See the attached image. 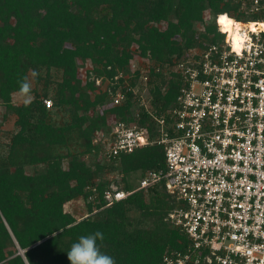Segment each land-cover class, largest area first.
Wrapping results in <instances>:
<instances>
[{"label":"trees","instance_id":"trees-1","mask_svg":"<svg viewBox=\"0 0 264 264\" xmlns=\"http://www.w3.org/2000/svg\"><path fill=\"white\" fill-rule=\"evenodd\" d=\"M246 1L0 0V264H25L24 257L27 264H70L72 244L98 231L115 264H162L165 254L185 250L186 235L168 222L178 203L164 187L112 204L105 198L112 185L130 192L164 168V148L108 158L102 140L120 122L154 133L153 115L174 108L182 85L176 64L223 40L218 15L247 21ZM135 58L154 64L139 95L132 88L141 74L128 78ZM23 76L33 99L17 105ZM120 87L126 100L116 106ZM11 116L15 131H5ZM76 200L86 203L82 220L64 211Z\"/></svg>","mask_w":264,"mask_h":264},{"label":"built area","instance_id":"built-area-1","mask_svg":"<svg viewBox=\"0 0 264 264\" xmlns=\"http://www.w3.org/2000/svg\"><path fill=\"white\" fill-rule=\"evenodd\" d=\"M242 10L257 19L232 18L239 26L231 33L218 15L223 40L188 51L176 64L182 85L174 108L153 115L154 133L120 122L102 140L108 158L164 148V168L148 172L133 191L105 195L112 204L162 186L176 200L168 222L187 244L165 254L162 264H264V0H247ZM153 67L148 59L131 61L128 78L141 74L135 95L147 87ZM113 100L116 106L126 100L122 87ZM44 104L53 107L51 99Z\"/></svg>","mask_w":264,"mask_h":264},{"label":"clouds","instance_id":"clouds-1","mask_svg":"<svg viewBox=\"0 0 264 264\" xmlns=\"http://www.w3.org/2000/svg\"><path fill=\"white\" fill-rule=\"evenodd\" d=\"M30 73L36 75L35 70L30 69ZM19 91L18 95L21 96L25 104L31 102L32 82L28 76H23L18 81ZM104 236L101 232L80 236L78 242L73 243L67 253V258L70 264H115L112 256L102 251L99 241H103ZM25 264H27V257H24Z\"/></svg>","mask_w":264,"mask_h":264},{"label":"rangeland","instance_id":"rangeland-1","mask_svg":"<svg viewBox=\"0 0 264 264\" xmlns=\"http://www.w3.org/2000/svg\"><path fill=\"white\" fill-rule=\"evenodd\" d=\"M252 20L253 18H248L247 20ZM197 28L198 29H202V25H197ZM92 67L90 65H87L83 70H81L80 72V78L84 79V77L86 76V73L88 70H91ZM107 84L105 83L104 87H106ZM105 89V88H104ZM33 99V95H31V100ZM13 102L17 105H20V104H23L25 103L23 98L21 96L17 94H15L13 96ZM5 113V109L2 107V105H0V123H2V118H3V115ZM15 120L16 118L14 116H11L9 117V119L3 124V130L5 131H15ZM3 135L0 134V140H4ZM101 158V155L99 156ZM87 162H91V159H87ZM116 175L115 174H110V179L111 180H115V177ZM112 191H115V190H119V187L116 186L115 184L112 185L111 187ZM64 211L67 212V213H71L73 214L76 219L78 220H82L83 218L87 217L88 215V211H87V207H86V203L84 202V200H76V201H72L70 203H67L65 206H64Z\"/></svg>","mask_w":264,"mask_h":264},{"label":"snow or ice","instance_id":"snow-or-ice-1","mask_svg":"<svg viewBox=\"0 0 264 264\" xmlns=\"http://www.w3.org/2000/svg\"><path fill=\"white\" fill-rule=\"evenodd\" d=\"M219 23L224 26L223 27V31H225V32H230L231 31V25L233 24V21H231L230 19H228L227 16H221L220 19H219ZM251 27H252V30L253 31L256 30L255 29V26H251ZM261 27H264V25H262ZM235 40L237 41L236 46H235V50L236 51H239V47H240L239 46V43H238L239 37L237 36L235 38Z\"/></svg>","mask_w":264,"mask_h":264},{"label":"bare ground","instance_id":"bare-ground-1","mask_svg":"<svg viewBox=\"0 0 264 264\" xmlns=\"http://www.w3.org/2000/svg\"><path fill=\"white\" fill-rule=\"evenodd\" d=\"M228 19H230L231 21H233V24L231 25V33H232V31H233V25H236V27H238L239 26V24H237V22L235 21V20H233L232 18H228ZM253 26V25H252ZM224 27V26H223ZM236 37L238 36V34L237 35H235Z\"/></svg>","mask_w":264,"mask_h":264},{"label":"water","instance_id":"water-1","mask_svg":"<svg viewBox=\"0 0 264 264\" xmlns=\"http://www.w3.org/2000/svg\"><path fill=\"white\" fill-rule=\"evenodd\" d=\"M19 255L24 257V251H22L21 249H19Z\"/></svg>","mask_w":264,"mask_h":264}]
</instances>
